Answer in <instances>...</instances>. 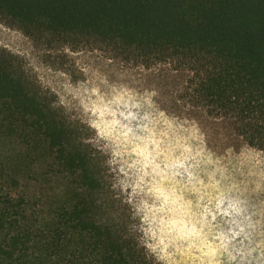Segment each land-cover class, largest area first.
I'll return each mask as SVG.
<instances>
[{
	"label": "trees",
	"instance_id": "trees-1",
	"mask_svg": "<svg viewBox=\"0 0 264 264\" xmlns=\"http://www.w3.org/2000/svg\"><path fill=\"white\" fill-rule=\"evenodd\" d=\"M32 38L168 65L179 101L264 154V0H0ZM82 127L0 50V264H160Z\"/></svg>",
	"mask_w": 264,
	"mask_h": 264
},
{
	"label": "rangeland",
	"instance_id": "rangeland-1",
	"mask_svg": "<svg viewBox=\"0 0 264 264\" xmlns=\"http://www.w3.org/2000/svg\"><path fill=\"white\" fill-rule=\"evenodd\" d=\"M0 50L82 127L160 264H264V154L230 124L179 101L168 65L32 38L0 16Z\"/></svg>",
	"mask_w": 264,
	"mask_h": 264
}]
</instances>
